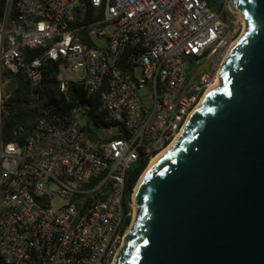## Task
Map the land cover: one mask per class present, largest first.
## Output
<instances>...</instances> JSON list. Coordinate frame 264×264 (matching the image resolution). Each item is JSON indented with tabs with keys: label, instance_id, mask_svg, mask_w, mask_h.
I'll return each mask as SVG.
<instances>
[{
	"label": "built area",
	"instance_id": "built-area-1",
	"mask_svg": "<svg viewBox=\"0 0 264 264\" xmlns=\"http://www.w3.org/2000/svg\"><path fill=\"white\" fill-rule=\"evenodd\" d=\"M224 14L205 0H0L4 264H117L142 174L218 87L239 25L246 28L241 14L232 23ZM49 63L62 93L81 84L88 99L99 94L100 124L91 123L87 102L66 121L42 120L24 140L15 133L4 143L3 80L22 75L37 91ZM80 65L82 80L65 78ZM211 65L212 74L203 72ZM144 162L129 186V173Z\"/></svg>",
	"mask_w": 264,
	"mask_h": 264
},
{
	"label": "water",
	"instance_id": "water-1",
	"mask_svg": "<svg viewBox=\"0 0 264 264\" xmlns=\"http://www.w3.org/2000/svg\"><path fill=\"white\" fill-rule=\"evenodd\" d=\"M223 1L246 28L139 185L117 264H264V0Z\"/></svg>",
	"mask_w": 264,
	"mask_h": 264
},
{
	"label": "trees",
	"instance_id": "trees-1",
	"mask_svg": "<svg viewBox=\"0 0 264 264\" xmlns=\"http://www.w3.org/2000/svg\"><path fill=\"white\" fill-rule=\"evenodd\" d=\"M205 2L209 9L217 12H221L224 6L223 0H220L219 9L214 5L215 1ZM227 15H223L224 21L227 20ZM58 73L57 66L49 63L37 91L32 90L29 81L22 75L12 77L9 82L3 80V94L8 96L2 108L1 140L4 143L14 141L15 133L20 141L24 140L42 120L50 124L66 121L75 108L87 102L92 105L89 112L91 123L96 126L100 124L102 116L98 111L99 94L88 99L81 84L69 85L66 94L62 93ZM146 166L147 162H144L133 168L127 178L129 186L135 185ZM0 264H4L1 256Z\"/></svg>",
	"mask_w": 264,
	"mask_h": 264
},
{
	"label": "rangeland",
	"instance_id": "rangeland-1",
	"mask_svg": "<svg viewBox=\"0 0 264 264\" xmlns=\"http://www.w3.org/2000/svg\"><path fill=\"white\" fill-rule=\"evenodd\" d=\"M215 1L214 2V5L219 9L221 8L220 6V0H213ZM227 9L228 10V15H227V20L226 21H230V23H232L234 20L239 21L240 20V14L238 12H235L231 9V7L224 3V6L222 8L223 9ZM244 30L242 28V25L240 24L239 25V33L238 34H243ZM214 68L213 66L211 65L208 69H205L203 72H207V73H210L212 74ZM84 77V70H83V66L80 65L79 66V73L77 75L75 74H72V75H67L65 76L66 79H71V80H82ZM140 93V92H139ZM141 95L145 98V103L147 105H150L151 104V99H150V92L148 91H142L141 92ZM96 132H98V130H95ZM101 137H106L107 135L105 134V132H102V131H99Z\"/></svg>",
	"mask_w": 264,
	"mask_h": 264
},
{
	"label": "bare ground",
	"instance_id": "bare-ground-1",
	"mask_svg": "<svg viewBox=\"0 0 264 264\" xmlns=\"http://www.w3.org/2000/svg\"><path fill=\"white\" fill-rule=\"evenodd\" d=\"M243 35V34H242ZM228 56H229V54H228ZM228 56H226L225 57V59H224V61L222 62V66H221V68L226 64V62H227V59H228ZM217 86H219V81H216V83H215V85H214V87H217ZM202 104V103H201ZM201 106V105H200ZM199 106V107H200ZM198 107V108H199ZM196 112V111H195ZM194 112V113H195ZM181 136V135H180ZM179 136V138L177 139V140H179L181 137ZM177 140L168 148V149H166L165 151H163L162 153H160L156 158H154L153 160H152V162L150 163V165L148 166V168L144 171V173L142 174V176H141V178H140V180H139V182H138V184H137V187H136V189L134 190V192H133V197H134V199H135V194H136V191H137V189H138V187H139V185L142 183V181L145 179V177H146V175L148 174V172H149V170H150V168L154 165V163H156L158 160H159V158H161L164 154H166L169 150H171L172 148H173V146L175 145V143L177 142Z\"/></svg>",
	"mask_w": 264,
	"mask_h": 264
}]
</instances>
